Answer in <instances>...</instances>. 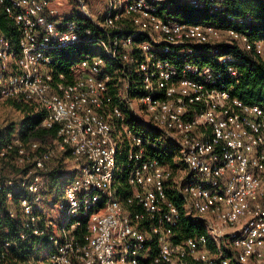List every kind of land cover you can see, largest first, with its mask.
Wrapping results in <instances>:
<instances>
[{"label":"built area","instance_id":"1","mask_svg":"<svg viewBox=\"0 0 264 264\" xmlns=\"http://www.w3.org/2000/svg\"><path fill=\"white\" fill-rule=\"evenodd\" d=\"M77 1L81 19L52 0H0L20 31L19 54L0 38V101L56 130L46 149L0 132V264H264V108L232 95V57L223 69L193 61L230 45L264 62V41L187 20L192 9L241 23L231 0H108L98 18ZM78 46L89 50L59 72L57 54ZM65 152L59 224L43 192ZM185 220L205 233L185 236Z\"/></svg>","mask_w":264,"mask_h":264},{"label":"trees","instance_id":"2","mask_svg":"<svg viewBox=\"0 0 264 264\" xmlns=\"http://www.w3.org/2000/svg\"><path fill=\"white\" fill-rule=\"evenodd\" d=\"M189 11V12H188ZM226 13L236 20H242L241 23L230 22L226 17L220 14L211 15L207 10H187V20L191 23H212L222 28H234L249 35L255 41H264V0H231L226 4ZM81 19V16H77ZM0 38L9 41L16 54H19L20 31L16 24L7 16L5 8L0 4ZM89 50L86 46H78L64 50L57 54L56 66L59 72H68L70 67L79 61L85 51ZM200 53L197 54L193 61L203 65L213 66L217 69H223L219 62L221 57H232L233 66L238 72L236 80L228 79L227 85L235 98L243 101L245 104L258 105L264 108V62H262L253 53L242 51L237 46L218 45L217 47H199ZM218 51V52H216ZM15 108L24 114L20 123L17 135H14L13 127L1 129L3 137L11 140L20 138L25 144L33 141H43V138H56V130H45L40 125L45 117L44 112H36L35 107L27 104H16ZM136 131L141 128L134 125ZM144 138V147L149 151V155L164 163L172 159V154L160 149H155L148 145L149 139L146 134ZM44 149V148H42ZM72 159L69 152L59 153L53 163H51L50 172L46 174L44 187V196L47 200H57L61 196L62 186L73 177L72 173L65 174L66 161ZM125 157L121 159L120 164H127ZM124 178V176H123ZM182 231L185 236L204 234L205 228L201 223L185 220L182 225Z\"/></svg>","mask_w":264,"mask_h":264},{"label":"rangeland","instance_id":"3","mask_svg":"<svg viewBox=\"0 0 264 264\" xmlns=\"http://www.w3.org/2000/svg\"><path fill=\"white\" fill-rule=\"evenodd\" d=\"M82 1L85 3L87 9L90 10L96 18L100 17V14H105L108 7V0ZM52 7L56 9L59 15L64 18H72L76 17V15H82V8L77 0H52ZM23 118L24 114L15 108L12 101H0V130L12 126L14 135H17ZM37 142H39L44 149L55 146V138L51 137L43 138V141ZM73 164L74 162L72 159H68L66 161V175L73 172ZM65 204L66 199L61 195L57 200L51 199V201H48L46 199L43 203V209L44 212L48 213L50 218L56 219L59 224H62L65 220V211H63L61 207L65 206Z\"/></svg>","mask_w":264,"mask_h":264}]
</instances>
